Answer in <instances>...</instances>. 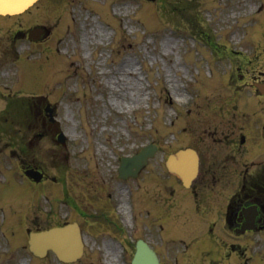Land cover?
<instances>
[{"label": "rangeland", "instance_id": "rangeland-1", "mask_svg": "<svg viewBox=\"0 0 264 264\" xmlns=\"http://www.w3.org/2000/svg\"><path fill=\"white\" fill-rule=\"evenodd\" d=\"M0 23L9 35L14 24L52 29L46 42H22L23 59L16 66L12 60L0 65V87L5 84L19 96L9 104L14 114L0 100V264H67L53 253L34 257L27 243L29 231L65 222L80 225L84 243L82 258L69 264H130L138 238L149 240L164 264L174 263L173 254L192 264L226 261L219 245L193 226L198 216L190 192L174 185L171 195L177 181L164 161L192 144L191 138H204L205 148L215 154L226 151L219 133L205 137L192 120L196 111H206L209 98L220 102L226 96L219 83L222 69L215 68L217 51L251 49L256 41L254 46L264 48V0H40L19 16L0 17ZM250 28L257 32L249 41ZM5 38L0 31V46ZM9 47L3 55L13 59ZM27 70L33 75L24 80ZM38 94L56 103L65 143H57L51 131L42 139L32 137L41 129L31 106H38L31 98ZM147 143L159 147L149 165L133 180L119 179V157ZM13 149L19 157L11 155ZM202 158L206 173L207 155ZM210 160L215 169L223 166L221 157ZM25 167L40 171L44 180L26 178ZM237 167L231 163L221 179ZM196 184L205 196L213 185L200 177ZM182 203L184 215L178 213ZM162 216L174 219L165 225ZM224 237L225 246L241 243L248 250L250 264H264V234L263 245L253 239L250 246L234 232L230 242ZM169 239L174 242L168 246Z\"/></svg>", "mask_w": 264, "mask_h": 264}, {"label": "flooded vegetation", "instance_id": "flooded-vegetation-1", "mask_svg": "<svg viewBox=\"0 0 264 264\" xmlns=\"http://www.w3.org/2000/svg\"><path fill=\"white\" fill-rule=\"evenodd\" d=\"M252 71V69L245 68L240 75L242 94L240 105L231 98H225L226 110L220 114L226 122L213 123L212 130L219 133L218 141L225 140L226 151L218 155L215 154V149L205 150V152L209 151V154H207L208 164L205 166L206 174L202 177V183L205 184L206 180L213 182L217 180L224 184V187L217 188V190L224 191L226 196L231 194L228 198L227 213L233 217L229 218V225H233V220L239 226L243 224L245 221L243 210L254 206L257 211V226L262 227L264 226V160L248 159H251L250 157L256 150L264 151V94H260L264 86L256 88V84H264V78L261 80L255 78ZM249 93L252 95L251 101L248 97ZM261 98L263 99L260 100ZM232 104L237 105V108L232 109ZM217 157L223 158V166L217 165L218 169H215V164L210 159ZM205 162L206 159L203 165ZM232 162H237L238 167L235 170L230 169V175L222 180L221 175L228 166L230 168ZM195 193L198 205L207 208L206 213L211 212L208 197L203 192ZM240 264L247 263L243 260Z\"/></svg>", "mask_w": 264, "mask_h": 264}, {"label": "water", "instance_id": "water-1", "mask_svg": "<svg viewBox=\"0 0 264 264\" xmlns=\"http://www.w3.org/2000/svg\"><path fill=\"white\" fill-rule=\"evenodd\" d=\"M193 172H194V168L192 171V167H189L188 174L191 175V174H193ZM70 231L76 233V230H73L72 227L69 226V227L64 228V229H53L49 232L41 233V234L37 235L36 237L39 239L47 240V239H51L55 234H66L67 232H70ZM30 243L32 244V247H31L32 249L40 250L37 246L33 245L32 240ZM71 245L72 244L70 242V244L68 246L69 249H71ZM74 255H72L70 257L73 258ZM132 264H158V261H157V258L155 256L154 252L151 249H149V247H147V245L144 244L142 241H139L136 245V252H135V255L133 257Z\"/></svg>", "mask_w": 264, "mask_h": 264}, {"label": "bare ground", "instance_id": "bare-ground-1", "mask_svg": "<svg viewBox=\"0 0 264 264\" xmlns=\"http://www.w3.org/2000/svg\"><path fill=\"white\" fill-rule=\"evenodd\" d=\"M25 1H28V0H25ZM22 3H23V0H0V8H3V9H9L13 7L17 8V7H21ZM125 209L126 207H124V209L120 208L122 212H125Z\"/></svg>", "mask_w": 264, "mask_h": 264}]
</instances>
